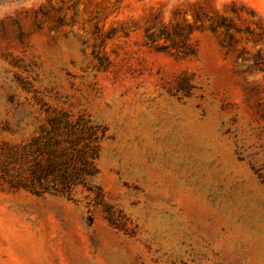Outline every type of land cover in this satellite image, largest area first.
<instances>
[{
	"label": "rangeland",
	"instance_id": "1",
	"mask_svg": "<svg viewBox=\"0 0 264 264\" xmlns=\"http://www.w3.org/2000/svg\"><path fill=\"white\" fill-rule=\"evenodd\" d=\"M52 109L101 200L1 189L0 264H264V0H0V142Z\"/></svg>",
	"mask_w": 264,
	"mask_h": 264
},
{
	"label": "trees",
	"instance_id": "2",
	"mask_svg": "<svg viewBox=\"0 0 264 264\" xmlns=\"http://www.w3.org/2000/svg\"><path fill=\"white\" fill-rule=\"evenodd\" d=\"M46 121L32 131L11 130L19 140L0 142V190L23 189L35 195H63L75 199L78 190L89 207L98 204L102 191L97 128L84 115L45 110L36 117ZM80 200V199H79Z\"/></svg>",
	"mask_w": 264,
	"mask_h": 264
}]
</instances>
